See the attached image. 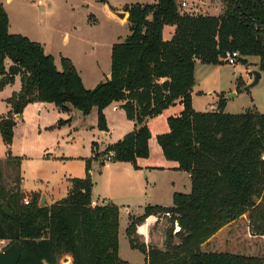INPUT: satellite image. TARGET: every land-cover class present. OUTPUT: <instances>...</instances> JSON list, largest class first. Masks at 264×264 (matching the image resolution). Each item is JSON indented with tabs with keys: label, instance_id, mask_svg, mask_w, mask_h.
<instances>
[{
	"label": "trees",
	"instance_id": "1",
	"mask_svg": "<svg viewBox=\"0 0 264 264\" xmlns=\"http://www.w3.org/2000/svg\"><path fill=\"white\" fill-rule=\"evenodd\" d=\"M110 9L118 16L128 14L130 35L112 46L110 78L87 89L69 58H61L59 70L42 44L10 33L9 16L0 3V91L17 78L21 83L7 100L11 110L0 120L6 163L18 170L15 186L8 188L2 184L0 160V241L22 244L19 264H58L65 254L73 264H130L119 256V207L93 204L91 165L93 160L103 165L100 158L113 153L112 162L138 169L137 160L150 156L147 120L181 102L183 112L168 119L170 131L157 141L166 160L190 174L191 192L175 193L171 207L149 206L141 216L130 217L126 235L131 249L144 255V264H264V258L202 249L243 216L254 235L264 236V114L256 109L225 113L224 99L215 112H197L192 97L197 61L218 65L228 53L239 52V60L260 58L264 71V0H225L220 16L182 14L177 0L127 4L118 13ZM165 26L176 28L169 41L163 37ZM37 102L66 113L77 109L84 116L96 108L100 132H108L105 109L121 102L136 126L102 153L93 143L86 176L71 179L68 196L44 207L38 194L24 204L20 161L10 152L17 118ZM156 217L171 225L163 249L136 243L140 227Z\"/></svg>",
	"mask_w": 264,
	"mask_h": 264
},
{
	"label": "rangeland",
	"instance_id": "2",
	"mask_svg": "<svg viewBox=\"0 0 264 264\" xmlns=\"http://www.w3.org/2000/svg\"><path fill=\"white\" fill-rule=\"evenodd\" d=\"M109 1L113 6L132 2L144 4L153 2V0ZM1 2L8 8L15 23L18 19L26 18L28 34L35 33L41 21L45 19L74 26L75 29L70 32L71 40L64 46L77 61L81 74L89 86L88 89L94 88L108 76L111 67V56L108 53L112 44L123 42L130 35L128 23L110 19L102 0H1ZM178 6L182 14L220 16L224 13L225 0H182ZM171 37L168 30H165V38L170 40ZM197 63V85L192 93L193 108L197 112H215L224 99L227 101L225 113L241 114L256 109L264 114V71L260 68V58H244L238 60L234 66L228 65L225 61L218 65L203 64L200 61ZM254 71H260L263 75L255 87L245 90L253 83ZM19 88L18 80L16 85L0 91V120L8 114L7 99ZM233 94L236 97L231 98ZM21 116L17 118L10 152L12 158L20 161L22 189L27 194L26 199L31 202L30 196L42 194V197L46 196L48 203L61 200L65 196L70 176L80 174L79 172L86 176V160L94 156L93 143L98 141L100 149L105 147L101 144L103 138L97 128V109L94 108L88 116H84L77 109L66 113L61 112L53 104L35 103L25 108ZM69 120L71 122L66 125H59L60 121ZM111 120L112 123L121 122L118 115L111 117ZM8 158V148L0 135V160ZM91 172L93 181L100 175V161L93 160ZM17 178V166L12 162L3 164L2 184L8 188L14 187ZM96 180L98 182V178ZM129 214L124 208L120 216L119 256L130 264H143L144 255L138 250L131 249L126 235ZM131 214L140 216L142 212L139 209H132ZM170 227L167 219L153 218L140 227L135 236L136 243H146L163 249L166 231ZM10 244L9 241L0 242V252ZM202 249L205 252L264 258V236L254 235L248 216H243L221 229ZM58 264H73V258L69 254L62 255Z\"/></svg>",
	"mask_w": 264,
	"mask_h": 264
},
{
	"label": "crops",
	"instance_id": "3",
	"mask_svg": "<svg viewBox=\"0 0 264 264\" xmlns=\"http://www.w3.org/2000/svg\"><path fill=\"white\" fill-rule=\"evenodd\" d=\"M180 1L182 0H177L178 3ZM157 2L158 0H153L151 4ZM0 3L4 6V9L6 10L9 16L10 33L23 35L32 41L42 44L46 54L53 56L55 64L59 70H61V58L62 57L69 58L77 68L85 87L87 89L89 88V86H87L81 74L77 61L70 54L68 50L67 51L65 50V46H64V44L70 42L71 40L70 32L72 33V31L75 29L74 26H71L70 23L69 25L68 24L62 25L63 22L60 23L57 20L45 19V21H41V24H39V28L35 33L32 32L31 34H28L26 33V18L21 20L18 19V21L15 23L12 20V14L8 10V8L5 6V4H3V2H1V0ZM133 3H137V2L117 4V6H113L109 0H106V2H104V5L107 11V15L110 19L112 20L116 19L121 22L124 21V23L126 24L128 23V14H125L124 16L121 15L118 16L115 14V12L111 11L110 6L115 8L117 10L116 12L118 13V12H122L120 10L125 5L133 4ZM140 4H144V3H140ZM49 7L50 5L47 8ZM19 17H22V15H19ZM94 21L98 22L96 19H94ZM96 22H94V24ZM165 30H168V33H170V35H172L173 37L176 28L173 26L171 29V26H165L163 30V37L164 40L169 41L167 40L169 38H165ZM112 46H111V50H112ZM111 50L109 49V53H108L109 56H111ZM197 64L198 63L196 62L195 86L193 90L197 85V78H196ZM58 65L60 67H58ZM110 76H111V67L108 76L105 77V80L103 82L109 79ZM18 80L20 82V79L17 78L14 85H16ZM101 82H98V84ZM14 85H10V86H14ZM20 89H21V83L19 90L14 92H19ZM33 104H29L26 107V109ZM121 105H122L121 102H115L111 104L109 107H107L104 111L108 123V132H101V136L103 138V142H101V144H104L105 147H102V149H100L101 147L99 145L100 142L98 141L95 142L97 145L95 149L99 153H102L107 146L118 142L119 140L123 139L127 134L133 132L136 129L135 122L129 121L127 119L125 112L121 109ZM10 110H11V106L9 105V111ZM183 110H184L183 104L181 102H177L176 105L168 108L161 115L147 120V125L151 133V138L149 140L150 156L146 159L140 158L137 160V166L139 167L138 169H135L134 166L130 163L106 162L102 165L100 162V175H97L98 182L96 180L97 179L96 177L93 180L94 187L92 190V201L94 205H101L105 203L114 204L117 207H119L120 216H121V212L125 208L126 212L130 213L129 214L130 217H137V216H132L131 214L132 209H136V210L139 209L143 214L145 209L149 206L171 207L173 205V196L175 193L188 194L190 192V190L192 189L190 174L178 170L179 165L177 162L166 160V158L163 155L162 149L157 141V137L159 135L166 134L170 131L168 125V119L171 117L180 116ZM9 111H7V113H9ZM114 115H118L120 117L121 122L119 124H117L116 122L112 123L111 117H113ZM21 117L22 116H20L19 118ZM7 160H1V161L3 164H5ZM79 173L80 174H75V175L73 174L68 178L66 185L67 188L64 198H66L70 192L71 189L70 180L73 178L85 177L83 172L82 173L79 172ZM91 173L93 177V170ZM20 176L22 178L21 174ZM22 183H23V178L21 182V189H22ZM186 191L189 192L187 193ZM22 192L24 193L23 189ZM40 196L42 198V194H40ZM58 201H51L50 203H48L46 198L45 206H51Z\"/></svg>",
	"mask_w": 264,
	"mask_h": 264
},
{
	"label": "water",
	"instance_id": "4",
	"mask_svg": "<svg viewBox=\"0 0 264 264\" xmlns=\"http://www.w3.org/2000/svg\"><path fill=\"white\" fill-rule=\"evenodd\" d=\"M254 80L253 83L246 87L245 90L251 89L255 87L261 77L262 73L260 71H254L253 72ZM236 97V95H232L231 98ZM19 118V117H18ZM46 203V197L43 196L40 201V207H44ZM23 253V246L20 242H14L11 245H9L5 250L0 252V264H19L20 259L22 257Z\"/></svg>",
	"mask_w": 264,
	"mask_h": 264
},
{
	"label": "built area",
	"instance_id": "5",
	"mask_svg": "<svg viewBox=\"0 0 264 264\" xmlns=\"http://www.w3.org/2000/svg\"><path fill=\"white\" fill-rule=\"evenodd\" d=\"M240 59V53L239 52H231L228 53L226 58H225V62L230 65V66H234L236 65V63L238 62V60ZM114 157L113 153H109L107 155H104L100 158V160H102L104 163L105 162H112V158ZM30 201L27 199H24V204L25 205H29ZM167 216H169V214H167ZM178 229V228H177Z\"/></svg>",
	"mask_w": 264,
	"mask_h": 264
}]
</instances>
